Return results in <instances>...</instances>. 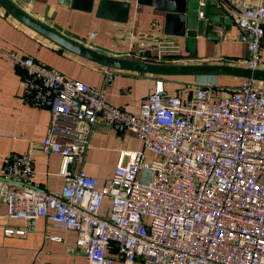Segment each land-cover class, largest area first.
I'll list each match as a JSON object with an SVG mask.
<instances>
[{"label": "built area", "instance_id": "1", "mask_svg": "<svg viewBox=\"0 0 264 264\" xmlns=\"http://www.w3.org/2000/svg\"><path fill=\"white\" fill-rule=\"evenodd\" d=\"M219 1L246 50L237 65L264 70L259 54L264 0ZM115 27L110 47L128 59L147 61L155 52L153 63H162L165 52H177L171 39L137 34L126 24ZM95 35L88 31L86 38ZM0 54L21 71V102L46 109L49 116L40 142L2 158L0 200L8 217L26 222L42 217L73 231L87 264H112V247L121 264H264V82L191 84L181 94L166 91L157 78L132 114L30 55ZM114 74L106 69L104 84ZM100 120L133 134L141 148L121 150L111 176L98 186L68 165L81 161L91 128ZM33 152L60 157L64 184L59 191L32 183ZM104 198L110 207L102 217ZM2 233L23 236L25 228L6 227Z\"/></svg>", "mask_w": 264, "mask_h": 264}, {"label": "crops", "instance_id": "2", "mask_svg": "<svg viewBox=\"0 0 264 264\" xmlns=\"http://www.w3.org/2000/svg\"><path fill=\"white\" fill-rule=\"evenodd\" d=\"M20 10L44 24L62 37L90 48L98 53L128 59L110 47L112 28L129 25L137 34H155L160 40L171 39L178 44L177 52H165L161 56L164 64H226L237 65V60L246 56L244 45L239 42V30L235 24L205 20L203 33L194 37H165L163 35V12L151 5H139L129 1L125 24L96 17L97 0H93L89 11L70 7V0H29L27 4L10 0ZM212 6L219 0H209ZM256 4L260 0H245ZM223 6V5H222ZM224 7V6H223ZM200 11V9H199ZM114 30V29H113ZM88 31L96 33L91 40ZM209 36H211L209 39ZM216 36V38L214 37ZM0 50L17 51L30 55L39 63L56 68L64 77L78 80L102 92L103 99L127 112L137 114L138 106L152 89L157 78L163 80L164 88L170 93L187 92L191 84H224L225 87L239 84L242 78L228 75L190 76L178 75L159 77L127 70H115L109 84H104L105 70L112 69L66 51L42 36L23 26L0 7ZM259 54L264 58V34ZM155 52L146 62H155ZM138 60V59H132ZM140 61V60H138ZM21 71L8 57L0 54V164L9 153H23L33 143L44 137L48 112L35 108L20 100L18 81ZM197 77V78H196ZM140 140L129 132H117L104 121L93 124L89 135V147L80 162L73 161L68 169L80 168L95 179L98 186L111 176L118 153L121 150L140 149ZM31 181L39 188L57 192L64 184L58 173L60 157L55 153L33 152ZM6 227L25 228L23 236H5ZM59 237L60 241L51 240ZM75 233L58 229L44 218L33 222L7 216L5 203L0 200V264H87L84 256L74 245ZM110 249L112 264H121ZM136 264H143L136 261Z\"/></svg>", "mask_w": 264, "mask_h": 264}, {"label": "water", "instance_id": "3", "mask_svg": "<svg viewBox=\"0 0 264 264\" xmlns=\"http://www.w3.org/2000/svg\"><path fill=\"white\" fill-rule=\"evenodd\" d=\"M27 4L29 0H18ZM130 0H97L95 16L115 22H125ZM93 0H70L73 9L89 11ZM139 5H151L163 12V35L165 37H194L203 33V23H231L222 4L212 6L209 0H136ZM0 7L14 20L33 32L52 42L56 46L114 70H127L155 76H202L228 75L242 79H253L264 82L263 69H250L243 66L226 64H164L132 59H123L98 53L90 48L74 43L44 24L27 15L10 0H0ZM201 16H198V12ZM211 36H209V39ZM216 38V36H214ZM178 47V44H176ZM29 224L33 222L28 220Z\"/></svg>", "mask_w": 264, "mask_h": 264}, {"label": "rangeland", "instance_id": "4", "mask_svg": "<svg viewBox=\"0 0 264 264\" xmlns=\"http://www.w3.org/2000/svg\"><path fill=\"white\" fill-rule=\"evenodd\" d=\"M202 76H205V75H202ZM197 78V77H196ZM217 85H221V86H224V84H221V83H217ZM187 92L185 91V94ZM109 207H110V201L108 198H104L103 201H102V204H101V211H100V215L102 217H105L109 211Z\"/></svg>", "mask_w": 264, "mask_h": 264}, {"label": "trees", "instance_id": "5", "mask_svg": "<svg viewBox=\"0 0 264 264\" xmlns=\"http://www.w3.org/2000/svg\"><path fill=\"white\" fill-rule=\"evenodd\" d=\"M161 77V76H160ZM162 77H167V76H162ZM180 91H177V92H174V93H179ZM188 92V91H187ZM183 93H185V92H183Z\"/></svg>", "mask_w": 264, "mask_h": 264}]
</instances>
